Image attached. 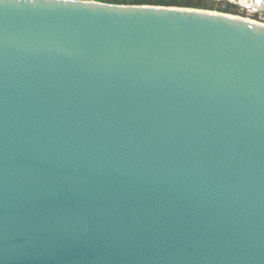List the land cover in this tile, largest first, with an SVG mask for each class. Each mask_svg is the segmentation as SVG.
I'll return each mask as SVG.
<instances>
[{
    "label": "water",
    "instance_id": "water-1",
    "mask_svg": "<svg viewBox=\"0 0 264 264\" xmlns=\"http://www.w3.org/2000/svg\"><path fill=\"white\" fill-rule=\"evenodd\" d=\"M181 8L0 0V264H264V24Z\"/></svg>",
    "mask_w": 264,
    "mask_h": 264
},
{
    "label": "trees",
    "instance_id": "trees-1",
    "mask_svg": "<svg viewBox=\"0 0 264 264\" xmlns=\"http://www.w3.org/2000/svg\"><path fill=\"white\" fill-rule=\"evenodd\" d=\"M113 3L117 4H130V5H156V6H174V7H185V8H197V9H216L220 12L236 14L238 5L233 4L227 0H219L217 4L220 6H214L211 0H113ZM222 2L224 3L222 5ZM222 5V6H221ZM241 15L244 16V13ZM257 19L256 15L253 16Z\"/></svg>",
    "mask_w": 264,
    "mask_h": 264
},
{
    "label": "built area",
    "instance_id": "built-area-1",
    "mask_svg": "<svg viewBox=\"0 0 264 264\" xmlns=\"http://www.w3.org/2000/svg\"><path fill=\"white\" fill-rule=\"evenodd\" d=\"M77 2H90V3H101V4H117L113 3V0H71ZM229 2L237 4L242 11L246 12V15L254 16L256 15L257 20L264 24V0H227ZM127 5V4H121Z\"/></svg>",
    "mask_w": 264,
    "mask_h": 264
},
{
    "label": "rangeland",
    "instance_id": "rangeland-1",
    "mask_svg": "<svg viewBox=\"0 0 264 264\" xmlns=\"http://www.w3.org/2000/svg\"><path fill=\"white\" fill-rule=\"evenodd\" d=\"M211 1H214V3H212V4H213L215 7H216V6H220V5L217 4V1H219V0H211ZM231 3H232V2H231ZM223 4H224V3L222 2V5H223ZM233 4H235V3H233ZM222 5H221V6H222ZM196 9H197V8H196ZM200 10H207V11L220 12V11H218V10H216V9H213V10H209V9H200ZM237 12H238V13H236L235 15H238V16H241V17H244V18H249V19H252V20H255V21H258V22H259V20L254 19L253 16L246 15V12H245V11H242L240 7H238ZM222 13H225V12H222ZM242 13H244V16L241 15ZM228 14H229V13H228ZM230 14H231V13H230Z\"/></svg>",
    "mask_w": 264,
    "mask_h": 264
},
{
    "label": "bare ground",
    "instance_id": "bare-ground-1",
    "mask_svg": "<svg viewBox=\"0 0 264 264\" xmlns=\"http://www.w3.org/2000/svg\"><path fill=\"white\" fill-rule=\"evenodd\" d=\"M254 1V0H253ZM260 0H257V2H259ZM176 9V8H175ZM181 9H186V10H192V8H181ZM193 10H198V11H203V12H207V13H213V14H224V15H231V16H234V17H237V18H244V17H241V16H238V15H235V14H227V13H222V12H215V11H207V10H200V9H193ZM245 20H249V21H253V22H257V23H261V22H258V21H255V20H252V19H249V18H244Z\"/></svg>",
    "mask_w": 264,
    "mask_h": 264
}]
</instances>
